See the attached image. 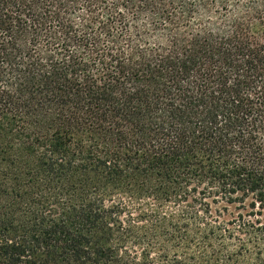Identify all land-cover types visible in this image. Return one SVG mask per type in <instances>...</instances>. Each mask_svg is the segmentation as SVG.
I'll use <instances>...</instances> for the list:
<instances>
[{"label":"trees","instance_id":"obj_1","mask_svg":"<svg viewBox=\"0 0 264 264\" xmlns=\"http://www.w3.org/2000/svg\"><path fill=\"white\" fill-rule=\"evenodd\" d=\"M0 264H264V0H0Z\"/></svg>","mask_w":264,"mask_h":264},{"label":"rangeland","instance_id":"obj_2","mask_svg":"<svg viewBox=\"0 0 264 264\" xmlns=\"http://www.w3.org/2000/svg\"><path fill=\"white\" fill-rule=\"evenodd\" d=\"M248 204V203H247ZM224 206L223 204L219 205V206H212L210 209V213H212L213 215L215 213L221 214L223 217V220H231L232 216H236L239 213H244V212H250V208L246 207L245 210H241L239 209L236 205L234 206H229V207H225L226 209H223ZM203 208H196V211H198L200 214L203 213L202 212ZM188 211H190V209H187ZM164 212L167 213H175L177 212V210L175 208H165V210H163Z\"/></svg>","mask_w":264,"mask_h":264}]
</instances>
